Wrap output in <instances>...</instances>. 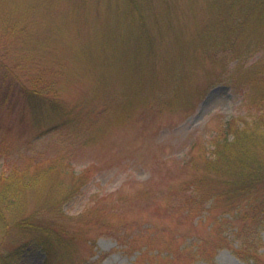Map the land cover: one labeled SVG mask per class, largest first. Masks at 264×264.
I'll list each match as a JSON object with an SVG mask.
<instances>
[{"label":"rangeland","instance_id":"rangeland-1","mask_svg":"<svg viewBox=\"0 0 264 264\" xmlns=\"http://www.w3.org/2000/svg\"><path fill=\"white\" fill-rule=\"evenodd\" d=\"M140 2L138 17L127 0H0V17L33 11L40 50L21 61L10 95L28 73L55 77L63 105L43 112V128L51 119L66 123L42 133L23 102L10 109L6 101L0 169L53 161L66 168L60 180L74 193L61 212L39 214L84 236L73 254L59 251L50 264H249L229 246L214 247L222 238L237 246L243 224L264 243V214L245 204L241 216L213 196L202 155L224 120L263 105L262 95L244 103L243 80L264 55V22L223 36L232 20L224 1L221 8L213 0ZM217 46L226 52L213 58ZM39 195L27 192L28 213L41 208ZM19 241L15 230L6 238L0 231V254L18 251ZM44 258L40 249L22 250L14 264H46Z\"/></svg>","mask_w":264,"mask_h":264},{"label":"trees","instance_id":"trees-1","mask_svg":"<svg viewBox=\"0 0 264 264\" xmlns=\"http://www.w3.org/2000/svg\"><path fill=\"white\" fill-rule=\"evenodd\" d=\"M221 1H224V13L228 17L232 15V20L223 27V36L239 31L242 33L249 22H264V0H213V5L218 4L221 8ZM127 2L136 16H142L144 8L140 0ZM32 12L24 13L21 19L15 20L7 12L0 17V52L4 56H0V107L8 101L7 105L12 109V105L20 100L31 114V118H28L31 125L45 133L58 127L59 123L56 122L61 123L60 127L66 125L63 120L51 119L50 127L45 131L43 128V112L46 109L60 112L63 105L57 89V78H45L41 72L35 75L28 73L24 80L17 81L16 90L10 95V83L18 78L16 70L19 65L21 68V61L34 58L37 51H40L38 43L32 38V27L35 26ZM215 43L217 38L213 36V45ZM219 46L215 48L217 51L213 52V58L219 52H226ZM21 51L23 53L20 55ZM10 60L14 62L13 65ZM243 82V86H247L244 103L248 104L249 96L254 100L255 96L262 95L260 100H263V105L257 113L249 111L239 118L223 121L221 130L211 138L212 149L209 155H202V167L213 173V196L225 201L233 212L241 216L246 210L240 213V207L245 204L261 216L264 214V55L259 56L251 65ZM237 83L235 80L231 86L236 87ZM243 86L239 87L242 91ZM65 114L70 115V111ZM60 171L66 172V168L55 161L48 166L27 163L0 169V231L3 238L13 230L20 236L14 248L18 251L0 254V264H14L16 253L22 250L40 249L46 264H50L51 258H55L59 251L64 257L75 252L74 243L83 239L84 232L72 231L59 220L39 214L44 208L50 207L52 211L61 212L74 193L71 189L67 191L60 180ZM28 191L40 194L38 198L42 201L41 208L35 207L30 213L24 206ZM195 197L196 194H191V198ZM234 218L238 219L237 213ZM95 219L94 225L99 226L98 218ZM100 227L109 230V227ZM255 229L243 224L236 230L239 239L237 246L231 247L222 238L223 241H219L214 249L229 246L238 258L249 264H264V254L260 252L264 243ZM92 241L89 239V243Z\"/></svg>","mask_w":264,"mask_h":264}]
</instances>
